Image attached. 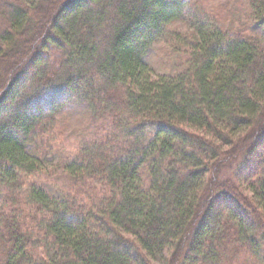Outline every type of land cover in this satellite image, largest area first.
<instances>
[{
    "label": "trees",
    "instance_id": "16d2710c",
    "mask_svg": "<svg viewBox=\"0 0 264 264\" xmlns=\"http://www.w3.org/2000/svg\"><path fill=\"white\" fill-rule=\"evenodd\" d=\"M0 247L264 264V0H0Z\"/></svg>",
    "mask_w": 264,
    "mask_h": 264
},
{
    "label": "rangeland",
    "instance_id": "374dc122",
    "mask_svg": "<svg viewBox=\"0 0 264 264\" xmlns=\"http://www.w3.org/2000/svg\"><path fill=\"white\" fill-rule=\"evenodd\" d=\"M223 2H226L227 0H222ZM240 1V0H239ZM242 1V0H241ZM242 17V16H241ZM240 17V18H241ZM186 24H180V28L184 29ZM169 44V43H168ZM165 43H160V45H157L155 48L154 52L151 53V56L149 58V62L151 66L154 68L155 72L157 73H167L173 70V67L175 65L176 61V55L173 53L169 48V45ZM85 113L81 110L76 111L75 113L72 114L71 117H69L67 121V127H68V132L70 133L69 136L67 137L66 144L68 146H75L78 144L79 141V135L81 134V131L85 129V124L87 123V117L84 115ZM51 168V167H50ZM53 169V168H52ZM54 172H56V176L60 177L57 178V181H53V186H58L63 182V172L59 170V168L54 167ZM55 175V174H53ZM1 247H0V256H1Z\"/></svg>",
    "mask_w": 264,
    "mask_h": 264
}]
</instances>
